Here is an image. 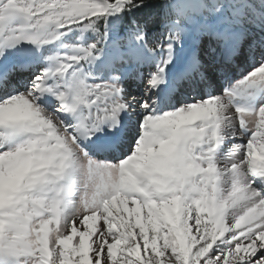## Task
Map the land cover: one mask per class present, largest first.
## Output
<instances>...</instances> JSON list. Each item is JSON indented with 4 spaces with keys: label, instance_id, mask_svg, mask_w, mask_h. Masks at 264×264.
Here are the masks:
<instances>
[{
    "label": "snow or ice",
    "instance_id": "6c2138e0",
    "mask_svg": "<svg viewBox=\"0 0 264 264\" xmlns=\"http://www.w3.org/2000/svg\"><path fill=\"white\" fill-rule=\"evenodd\" d=\"M0 264H264V0H0Z\"/></svg>",
    "mask_w": 264,
    "mask_h": 264
}]
</instances>
